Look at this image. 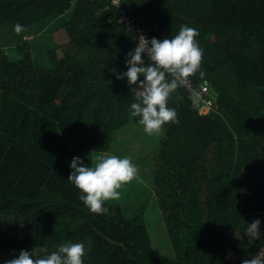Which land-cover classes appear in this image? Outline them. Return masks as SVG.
<instances>
[{
    "label": "trees",
    "instance_id": "obj_1",
    "mask_svg": "<svg viewBox=\"0 0 264 264\" xmlns=\"http://www.w3.org/2000/svg\"><path fill=\"white\" fill-rule=\"evenodd\" d=\"M120 1L150 38L196 27L205 74L193 81L215 93L199 113L179 85L171 92L178 123L163 126L147 170L173 258L153 248L145 203L127 217L107 202L97 215L67 180L73 156L93 164L119 130L141 125L135 85L110 71L125 70L134 35L105 0H0V31L24 26L0 43V264L66 241L84 244L83 264H240L264 251V0ZM66 13L49 32L50 67L37 68L32 44Z\"/></svg>",
    "mask_w": 264,
    "mask_h": 264
},
{
    "label": "clouds",
    "instance_id": "obj_2",
    "mask_svg": "<svg viewBox=\"0 0 264 264\" xmlns=\"http://www.w3.org/2000/svg\"><path fill=\"white\" fill-rule=\"evenodd\" d=\"M23 27L16 23L13 30L19 33ZM198 35V29L187 24H182L171 38L148 39L140 35V40L126 54L125 70L110 69L116 80L126 79L129 86L135 85L130 87L135 94V100L129 105L130 114L138 117L136 122L143 125L145 133H159L165 124L178 123L176 109L168 106L171 92L193 74L204 76L203 49L196 40ZM146 59L150 62L146 63ZM94 160V164H89L73 156L67 180L79 190L78 199L89 212L109 214L107 202L119 200L122 187L133 180L140 182L141 177L128 155H98ZM260 224V218L247 223L244 233L250 243L260 237ZM84 254L82 242L66 241L46 255H34L33 251L21 249L17 256L2 264H83ZM240 264H264V251L241 259Z\"/></svg>",
    "mask_w": 264,
    "mask_h": 264
},
{
    "label": "rangeland",
    "instance_id": "obj_3",
    "mask_svg": "<svg viewBox=\"0 0 264 264\" xmlns=\"http://www.w3.org/2000/svg\"><path fill=\"white\" fill-rule=\"evenodd\" d=\"M68 18L69 14L66 13L63 17L59 18V20L57 18L55 22H47L42 30L44 32L40 33L37 40L32 44L33 61L37 68L48 69L50 67L47 57V50L51 47L49 32ZM11 32V27L3 28L0 31V43L2 41V45L3 39L8 38L9 40L11 37H13V39L16 38L17 33L15 32L11 35ZM25 38L29 39L31 37ZM18 41L17 39V42ZM6 50H9V48H6ZM13 55L14 52L10 55L12 60L18 59V54L17 57ZM163 135V127L159 133L149 135L143 131V125L129 122L127 126L117 132V136L107 152L92 153V163H95L94 158L98 155L116 154L119 156L128 155L131 157L132 161L137 166L141 181L137 182L133 180L127 183L120 190L121 198L109 202L118 204L123 214L127 217L140 204L145 203V222L153 248L157 250L158 253L168 258H173L171 246L153 195L151 172L150 174L147 172V170H149V165L153 162L155 149Z\"/></svg>",
    "mask_w": 264,
    "mask_h": 264
},
{
    "label": "built area",
    "instance_id": "obj_4",
    "mask_svg": "<svg viewBox=\"0 0 264 264\" xmlns=\"http://www.w3.org/2000/svg\"><path fill=\"white\" fill-rule=\"evenodd\" d=\"M112 7H114L118 13V23L125 28L126 31L131 32L134 35L133 42L136 44L140 40V35L150 39L147 32L143 31L136 20L135 16L131 12L130 5H123L120 0H105ZM144 54H142L143 56ZM178 85L189 94L192 99V107L199 113L206 112L209 108V102L205 98L209 94V88L206 84L200 83L195 85L193 77L190 76L184 80L183 83Z\"/></svg>",
    "mask_w": 264,
    "mask_h": 264
},
{
    "label": "water",
    "instance_id": "obj_5",
    "mask_svg": "<svg viewBox=\"0 0 264 264\" xmlns=\"http://www.w3.org/2000/svg\"><path fill=\"white\" fill-rule=\"evenodd\" d=\"M209 93L215 95L214 91H212L211 89H209Z\"/></svg>",
    "mask_w": 264,
    "mask_h": 264
}]
</instances>
